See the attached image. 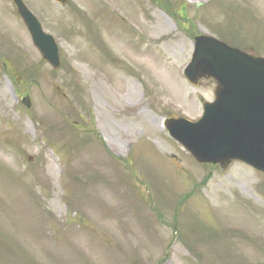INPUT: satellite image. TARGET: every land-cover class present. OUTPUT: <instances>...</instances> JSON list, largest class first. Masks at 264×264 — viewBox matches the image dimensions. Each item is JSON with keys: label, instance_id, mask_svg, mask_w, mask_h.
<instances>
[{"label": "rangeland", "instance_id": "374dc122", "mask_svg": "<svg viewBox=\"0 0 264 264\" xmlns=\"http://www.w3.org/2000/svg\"><path fill=\"white\" fill-rule=\"evenodd\" d=\"M24 1L61 64L0 0V264H264V173L164 126L214 99L195 35L264 56V0Z\"/></svg>", "mask_w": 264, "mask_h": 264}, {"label": "water", "instance_id": "95a60500", "mask_svg": "<svg viewBox=\"0 0 264 264\" xmlns=\"http://www.w3.org/2000/svg\"><path fill=\"white\" fill-rule=\"evenodd\" d=\"M14 2L44 58L58 67V47L53 38L44 34L21 0ZM185 74L194 84L202 78H214L215 101L204 103V115L197 122L166 119L164 125L170 134L199 162L219 164L225 171L232 161L242 160L264 171V58L199 35ZM21 100L31 106L28 95Z\"/></svg>", "mask_w": 264, "mask_h": 264}, {"label": "bare ground", "instance_id": "6f19581e", "mask_svg": "<svg viewBox=\"0 0 264 264\" xmlns=\"http://www.w3.org/2000/svg\"><path fill=\"white\" fill-rule=\"evenodd\" d=\"M156 72H157V74L160 76H164L165 75V73L163 72V71H160V70H156ZM167 76V75H166ZM142 111H144V109L142 110Z\"/></svg>", "mask_w": 264, "mask_h": 264}, {"label": "flooded vegetation", "instance_id": "af4514ba", "mask_svg": "<svg viewBox=\"0 0 264 264\" xmlns=\"http://www.w3.org/2000/svg\"><path fill=\"white\" fill-rule=\"evenodd\" d=\"M55 4L62 6L60 3L56 2L55 0H53Z\"/></svg>", "mask_w": 264, "mask_h": 264}]
</instances>
